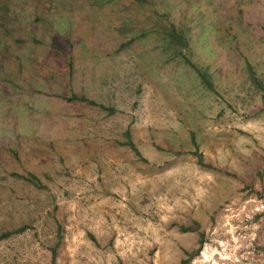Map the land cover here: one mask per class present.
Wrapping results in <instances>:
<instances>
[{
	"label": "rangeland",
	"instance_id": "obj_1",
	"mask_svg": "<svg viewBox=\"0 0 264 264\" xmlns=\"http://www.w3.org/2000/svg\"><path fill=\"white\" fill-rule=\"evenodd\" d=\"M5 1L0 71L28 77L18 74L20 89L0 86V129L35 141L0 159V221H31L0 239V264H178L199 231L190 264H264V0L141 1L134 16L174 21L190 36L213 90L185 61H164L155 35L114 50L137 31L110 25L123 5ZM53 43L74 58L55 80L42 67L60 59ZM69 88L116 110L57 94ZM127 126L147 160L118 141ZM23 168L45 187L13 174Z\"/></svg>",
	"mask_w": 264,
	"mask_h": 264
},
{
	"label": "trees",
	"instance_id": "obj_2",
	"mask_svg": "<svg viewBox=\"0 0 264 264\" xmlns=\"http://www.w3.org/2000/svg\"><path fill=\"white\" fill-rule=\"evenodd\" d=\"M87 2H90L92 4H95L97 7H102L104 5V8L106 9V12L108 13V9L110 11L117 9V7L123 5L124 10L119 15H124V18H121L119 21V25H112L115 29L121 28V29H131V30H137L132 35L128 36L127 38H124L122 41L119 42V45L114 48V50L121 49L124 47H127L129 44L134 43L137 40L144 39L145 37L153 36L155 35L157 37V40H159V43H155L157 46H160L161 52L164 54L163 59L166 62H171L172 66H175V68L178 67L180 61H185L186 64L195 70L200 77L201 81L209 88V89H215L213 80L211 79V74L206 69H203L199 61H195L197 59L192 58V54L195 52V44L194 42L190 44V36L185 32H181L176 28V24L174 21L168 22L169 26L163 22L162 19L155 20L154 18H150V21L147 19V13L142 12L141 16H134V14L139 11V5L145 3L146 0H127V3L121 4L117 3V0H86ZM127 4V5H126ZM147 6V3L144 5V7ZM118 12L117 10H115ZM12 14H9V6L6 3L5 0H0V18H4V20L0 19V47H7L8 38L11 37L10 35V27L9 22L11 21ZM154 21V22H153ZM187 26H191L190 23L186 24ZM111 27V28H113ZM16 41H20L21 39L19 37H15ZM102 40V39H101ZM100 40V41H101ZM100 41L94 43L93 46H97L100 44ZM90 45V43L88 42ZM57 49L60 57V59L56 62L58 63H52L50 60L43 59L44 63H42V67L45 68V73L47 76H51L52 79H56L57 76L64 74H70L73 69V63L74 58L71 53L66 54L65 50L61 48L58 45H55L53 43L51 47ZM91 46V45H90ZM105 51V49H103ZM48 49H45V52H47ZM50 54V53H49ZM56 54V55H57ZM41 60V58L39 59ZM2 65V63H0ZM19 65V64H18ZM17 65V66H18ZM45 65V66H44ZM247 67L250 69V77L251 80L257 84L258 86H262L261 81L258 79L257 76L254 75L253 70L251 69V64L248 63ZM19 66L17 67V69ZM218 69V68H217ZM23 70V68L20 69V72ZM7 73V72H6ZM19 77H28L26 74L23 75L21 73H18ZM18 74L16 72L10 71L9 75H5L0 71V77L3 79L0 83V86L2 88H6L7 91L8 87L10 86L12 89H20L21 85L17 81ZM25 83V82H22ZM38 80L35 77H31L27 80L26 85L30 87V89L36 88L35 86H32L31 84H37ZM41 84H47L45 82L40 83ZM67 93H57L63 97L66 98V100H78L82 102H88L90 104L98 103L99 106L108 109L110 112H113L116 110V107L114 103H101L97 102L94 98L88 96L85 92H78L76 90H72L71 88L66 89ZM3 128V129H2ZM0 129V159H6L11 157H17L19 158V151L24 148L26 142L33 143L35 139L32 137H23L20 133H18L13 127L11 126H3ZM124 138L118 140L122 144H127L138 156H140L142 159L147 160L146 157L142 154L139 147L135 144L134 140L132 139V133L130 128L127 126L123 130ZM35 144H32L34 146ZM23 146V147H22ZM159 146V145H158ZM178 152V150L176 151ZM196 155L197 162L203 166L205 162L203 161V153L198 149V146L192 150ZM263 168L259 170V174H262ZM14 175L21 177L25 179L26 181L32 183L33 185L37 187H45V183L42 182L41 178L33 171H30L26 168H23L21 171H14ZM264 213V210L262 211ZM0 239L8 238L9 236L21 233L25 229L31 226V221L29 220H22L19 219L17 222H5L0 221ZM179 228L182 230H190L193 228L192 225L187 223H180ZM58 229L60 230V226L58 225ZM60 232V231H59ZM204 235L203 231L198 232L197 237V246L191 249L183 248L184 255L180 257L178 264H190V261L193 256H195L198 252V250L201 248V245L204 241ZM61 236L58 233L56 237V241L54 245L52 246L53 254L56 251L57 246L60 244Z\"/></svg>",
	"mask_w": 264,
	"mask_h": 264
}]
</instances>
